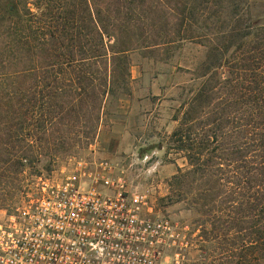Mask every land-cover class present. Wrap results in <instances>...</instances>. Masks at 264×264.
I'll return each instance as SVG.
<instances>
[{
  "label": "trees",
  "instance_id": "trees-1",
  "mask_svg": "<svg viewBox=\"0 0 264 264\" xmlns=\"http://www.w3.org/2000/svg\"><path fill=\"white\" fill-rule=\"evenodd\" d=\"M248 0H0V188L91 144L110 97L129 92L131 55L208 48L170 140L169 181L211 225V264H264V26ZM0 200V206H1ZM3 208V207H0Z\"/></svg>",
  "mask_w": 264,
  "mask_h": 264
},
{
  "label": "rangeland",
  "instance_id": "rangeland-1",
  "mask_svg": "<svg viewBox=\"0 0 264 264\" xmlns=\"http://www.w3.org/2000/svg\"><path fill=\"white\" fill-rule=\"evenodd\" d=\"M248 4L242 23L253 28L264 26V0H248ZM207 55L206 46L190 41L172 47L165 60L146 57L141 51L133 53L129 92L108 99L94 141L72 144L51 171L46 169L49 160L43 159L39 172L27 168L14 187H1L0 212L18 207L40 176L58 180L75 159L106 160L117 174L125 175L131 191L146 195L160 216L187 232L188 248L181 251L178 261L170 251L167 264H211L212 255L219 250L215 242L198 236L202 228L211 231L210 223L198 212L192 196L179 198L169 186L179 168H188L183 154L171 148L170 137L178 126L174 117L199 87L197 75Z\"/></svg>",
  "mask_w": 264,
  "mask_h": 264
},
{
  "label": "built area",
  "instance_id": "built-area-1",
  "mask_svg": "<svg viewBox=\"0 0 264 264\" xmlns=\"http://www.w3.org/2000/svg\"><path fill=\"white\" fill-rule=\"evenodd\" d=\"M40 176L24 201L0 212V264H167L188 248L184 227L130 190L109 161L75 159Z\"/></svg>",
  "mask_w": 264,
  "mask_h": 264
}]
</instances>
